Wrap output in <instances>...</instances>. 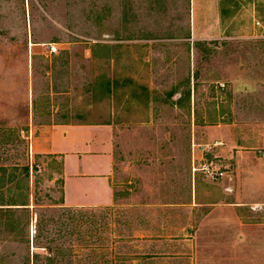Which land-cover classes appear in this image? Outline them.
<instances>
[{"label": "rangeland", "instance_id": "374dc122", "mask_svg": "<svg viewBox=\"0 0 264 264\" xmlns=\"http://www.w3.org/2000/svg\"><path fill=\"white\" fill-rule=\"evenodd\" d=\"M54 125L110 141L115 206L63 207ZM138 235L264 264V0H0V264H141L111 263Z\"/></svg>", "mask_w": 264, "mask_h": 264}, {"label": "crops", "instance_id": "0c3cea01", "mask_svg": "<svg viewBox=\"0 0 264 264\" xmlns=\"http://www.w3.org/2000/svg\"><path fill=\"white\" fill-rule=\"evenodd\" d=\"M81 131L74 126L54 125L43 133L41 141L34 145V150L40 154L61 157L63 207L83 209L115 206L116 197L110 181L114 170L112 155L109 153L110 141L100 138L93 142L94 145H86L77 139ZM101 132L103 133L100 130L98 134ZM186 232L190 234L191 230L188 229ZM134 237L139 241L152 243V246L131 254L129 258L114 255L111 263H125L130 260L148 264L149 261L155 260L156 264H168L167 261L178 259L175 253L170 254L172 245L169 243L174 240H163L162 235L161 237L156 235L158 238L144 235ZM165 242V245L159 246ZM158 248L159 250H154Z\"/></svg>", "mask_w": 264, "mask_h": 264}, {"label": "built area", "instance_id": "2783aa9c", "mask_svg": "<svg viewBox=\"0 0 264 264\" xmlns=\"http://www.w3.org/2000/svg\"><path fill=\"white\" fill-rule=\"evenodd\" d=\"M57 52L56 47H52L50 48V53H55ZM202 171L205 172V174L211 178V179H218L221 178L223 176V172H211V168L209 165L205 164L203 165V167L201 168ZM197 169L193 168V171L195 172Z\"/></svg>", "mask_w": 264, "mask_h": 264}, {"label": "trees", "instance_id": "16d2710c", "mask_svg": "<svg viewBox=\"0 0 264 264\" xmlns=\"http://www.w3.org/2000/svg\"><path fill=\"white\" fill-rule=\"evenodd\" d=\"M98 45L96 44V45H94V47H93V49H92V53L94 54V50H95V48L97 47ZM20 173H21V176H22V178H23V180H26V182L29 180V166L27 165V166H23V167H21L20 168ZM21 206L23 207V209L25 210V209H28V208H26V206H28V203H26V201H24L22 204H21Z\"/></svg>", "mask_w": 264, "mask_h": 264}]
</instances>
